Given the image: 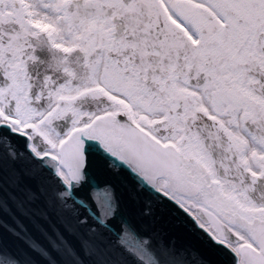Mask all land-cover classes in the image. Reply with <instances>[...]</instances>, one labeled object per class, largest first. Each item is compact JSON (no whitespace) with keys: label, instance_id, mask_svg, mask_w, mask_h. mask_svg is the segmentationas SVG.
Wrapping results in <instances>:
<instances>
[{"label":"snow or ice","instance_id":"obj_1","mask_svg":"<svg viewBox=\"0 0 264 264\" xmlns=\"http://www.w3.org/2000/svg\"><path fill=\"white\" fill-rule=\"evenodd\" d=\"M0 264H264V0H0Z\"/></svg>","mask_w":264,"mask_h":264}]
</instances>
